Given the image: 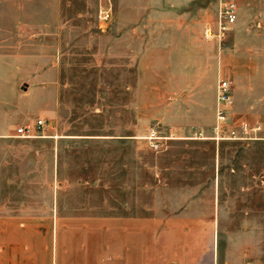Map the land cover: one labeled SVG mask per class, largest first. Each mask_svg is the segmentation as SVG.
I'll return each mask as SVG.
<instances>
[{
  "label": "rangeland",
  "instance_id": "rangeland-1",
  "mask_svg": "<svg viewBox=\"0 0 264 264\" xmlns=\"http://www.w3.org/2000/svg\"><path fill=\"white\" fill-rule=\"evenodd\" d=\"M182 1L61 0L60 25L56 23L54 30L36 25L53 26L52 14H37L40 0H0V11L22 5L28 10L30 28L22 38L27 33L29 52L34 56H50L60 41L58 76L45 77L39 84L32 76L36 68L51 69L53 64L29 62L27 79L28 85L60 88L57 111L49 117L60 133L124 136L118 141L78 144V200L108 203L102 209L110 212L147 213L150 202L157 198L216 199L231 214L236 210L239 219L245 221L244 215L248 216L247 222L223 224L227 230L221 233L220 248L243 256L246 262L264 264V63L253 67L258 77L241 94L240 106L250 109L232 112L234 120L242 117L250 123L244 120V139L230 136V122L218 134L193 130L185 134L187 139H166L171 134L156 121L157 109L167 108L171 114L173 103L180 102L179 94L172 88L167 93L149 88V78L143 77L149 64H141L138 87V63L134 61L138 55L180 54L184 34L205 40V27L215 29L219 4L228 0H188L181 7ZM104 7L110 13L102 21ZM11 18L0 16L8 24L13 22ZM180 23L190 24L189 31H182ZM172 24H178V29H156ZM7 33L20 37V32ZM253 35L258 46L252 54L264 60V33ZM234 37L231 28L221 39L209 41L217 44L218 51V47L226 49ZM238 37V53L251 54L250 47L244 46V34ZM4 83L0 81V88L8 90L9 84ZM2 97L16 101L12 94ZM38 119L33 116L26 124ZM239 122L233 125L238 132ZM202 136L209 139H200Z\"/></svg>",
  "mask_w": 264,
  "mask_h": 264
},
{
  "label": "crops",
  "instance_id": "crops-1",
  "mask_svg": "<svg viewBox=\"0 0 264 264\" xmlns=\"http://www.w3.org/2000/svg\"><path fill=\"white\" fill-rule=\"evenodd\" d=\"M236 1L237 18L230 27L235 37L226 49L218 47L217 51V44L204 34L205 40L184 34L180 54L134 59L139 89L141 64H149L148 73L143 71V77L150 80L149 88L160 93L172 88L180 96V104L173 103L171 114L167 108L157 109L156 121L171 134L166 139H187L185 134L193 130L219 133L216 85L220 78L231 81L230 125L247 121L242 117L234 120L232 112L250 109L240 106L241 94L258 77L253 67L264 63L252 54L258 46L253 32L264 33V0ZM39 4L37 14H52L53 26L36 25L54 30L56 23L60 25L61 0H40ZM187 4L184 0L181 7ZM2 15H11L13 22L0 20V81L9 84L8 90L0 88V264H253L220 248L221 233L227 230L223 224L244 220L216 199L157 198L150 202L147 213L110 212L102 209L108 203L78 200V144L118 141L124 136L61 134L49 118L57 111L60 88L27 84L29 62L53 64L51 69L36 68L32 76L39 84L45 77L58 76L60 41L50 56H34L29 52L27 33L22 38L30 28L28 10L15 6L0 11ZM179 25L182 31H189L190 24ZM163 27L156 29L177 30L178 24ZM13 31L20 32V37L7 33ZM242 33L251 54L236 49ZM7 94L16 97L15 103L2 97ZM33 116L44 118L41 128H37V120L26 124ZM15 123L21 125L14 127ZM20 126L30 127L31 135L18 136ZM244 216L247 222L248 216Z\"/></svg>",
  "mask_w": 264,
  "mask_h": 264
},
{
  "label": "built area",
  "instance_id": "built-area-1",
  "mask_svg": "<svg viewBox=\"0 0 264 264\" xmlns=\"http://www.w3.org/2000/svg\"><path fill=\"white\" fill-rule=\"evenodd\" d=\"M110 10L104 7L100 10V19L105 21L109 18ZM237 18V7L236 3L232 0L224 1L220 5L218 12V19L215 29L208 27L205 29L204 35L208 40L221 39L224 34L230 29L235 23ZM231 81L226 78H220L216 85V128H221L223 125L228 124V116L231 112V105L233 103V97L230 94ZM43 120L39 119L36 121L37 128L43 126ZM240 132L236 130L233 125L229 131L230 136L236 139H244L246 134L247 125L245 122L238 124ZM259 129V127H253ZM244 133V135H243ZM18 136H29L31 135V129L28 126H20L16 129ZM159 146L157 143L154 144V148L157 149Z\"/></svg>",
  "mask_w": 264,
  "mask_h": 264
}]
</instances>
